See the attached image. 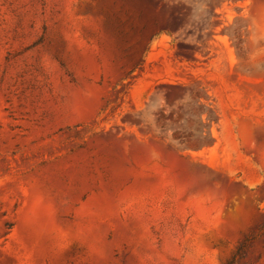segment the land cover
I'll return each mask as SVG.
<instances>
[{
	"label": "rangeland",
	"instance_id": "1",
	"mask_svg": "<svg viewBox=\"0 0 264 264\" xmlns=\"http://www.w3.org/2000/svg\"><path fill=\"white\" fill-rule=\"evenodd\" d=\"M0 264H264V0H0Z\"/></svg>",
	"mask_w": 264,
	"mask_h": 264
},
{
	"label": "trees",
	"instance_id": "2",
	"mask_svg": "<svg viewBox=\"0 0 264 264\" xmlns=\"http://www.w3.org/2000/svg\"><path fill=\"white\" fill-rule=\"evenodd\" d=\"M251 238H246L241 247L239 248V253L244 250L250 244Z\"/></svg>",
	"mask_w": 264,
	"mask_h": 264
}]
</instances>
